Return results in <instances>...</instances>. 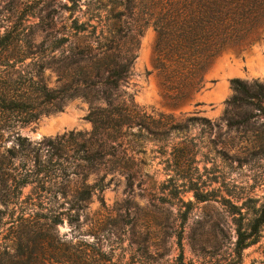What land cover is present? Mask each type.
Segmentation results:
<instances>
[{"label": "rangeland", "instance_id": "374dc122", "mask_svg": "<svg viewBox=\"0 0 264 264\" xmlns=\"http://www.w3.org/2000/svg\"><path fill=\"white\" fill-rule=\"evenodd\" d=\"M109 1L113 0H100V4L118 17L110 23L116 24L115 46L121 56L135 39L130 75L125 84L120 83L118 93L130 96L139 114L150 118L146 124L171 125L167 136L153 140L142 131L147 136L143 144L128 138L122 154L106 157L104 165L89 173L70 161L56 163L75 173L65 183V202L72 199L80 183L94 186L89 201L78 211L66 203L61 206L60 192L45 210L38 197L47 195L33 191L31 185L22 189L18 199L15 182L30 178L28 172L38 166L19 149L17 136L39 146L69 134H89L88 113L106 104L100 93L84 88H78L79 96L54 106L39 99L40 93L76 88L87 67V63L73 64L66 46L52 48L54 42L73 35L70 14L63 8L70 6L68 0H0V84L6 83L7 94L35 100L32 107L39 113L34 122H17L14 128L7 116L23 119L27 110L4 114L0 124V239L27 235L33 243L31 253L39 256L55 253L58 238L73 244H97L114 261L143 264H152L148 262L151 258L159 264H174L180 240L186 263L264 264V228L256 244L240 258L235 256L237 215L231 213L239 211L249 220L264 195V112L258 108L264 109V40L222 52L204 73L202 90L177 103L161 91L153 70V29L148 26L139 35L136 32L137 24L146 18L138 0H123V6H112ZM80 41L81 36L71 39L75 44ZM233 80L249 87L247 103H233L239 96ZM167 175L172 176L171 182ZM176 183L182 186L178 194L171 190ZM194 192L210 200L196 203ZM189 202L193 207L181 226L178 211H184ZM30 211L37 225L44 223L46 215L58 214L64 223L28 233L21 224ZM74 214L79 221L70 225L67 217ZM43 238L49 245L42 250L38 244Z\"/></svg>", "mask_w": 264, "mask_h": 264}, {"label": "trees", "instance_id": "16d2710c", "mask_svg": "<svg viewBox=\"0 0 264 264\" xmlns=\"http://www.w3.org/2000/svg\"><path fill=\"white\" fill-rule=\"evenodd\" d=\"M68 2L70 6L64 5L63 8L70 14V29L73 35L54 42L52 48L66 46L71 62L76 65L87 63V67L82 71L76 88L40 93L39 99L54 106L56 102L79 96L78 88H84L88 92L100 93V98L106 106L103 109H92L88 113L87 120L92 125L89 134H69L56 140H46L38 144L39 146H32L27 139L17 136L19 149L26 153L24 156H31L34 166H38L35 171L28 172L27 177L30 178L15 182L18 199L21 198L24 187L34 186L33 191L38 190L47 195L38 197L45 210L57 201L56 194L59 192L64 200L61 206L66 203L71 210L76 211L89 201L93 193L94 186L82 182L72 199L65 202V183L68 182L69 175L75 173L56 163L70 161L76 164V169L89 173L95 171L97 166L104 165L106 157L114 158L122 154L124 142L128 138L133 139L136 144H143V139L147 136L155 138L153 140H156L157 136H167V128L171 126L166 123L154 126V121L146 124V120L150 118L139 114L130 96L118 93L120 83L125 84L130 75L135 48L133 38L132 48L125 55L121 56L119 48L115 46L118 31L116 24L110 22L118 17L111 16L112 12L106 11L100 0ZM109 2L112 6H123V0ZM138 3L142 9L140 12L146 18L137 24L139 29L136 32L139 35L141 29L148 26L153 29V70L161 91L177 103L191 99L202 90L204 73L222 52L238 50L260 39L264 40V0H138ZM78 36H81L82 41L72 43L71 39ZM39 76L38 74L40 79ZM8 83H11V80ZM15 84L13 82L12 87ZM4 85L0 84V124L4 120V114L17 113L24 109L27 111L23 119L17 120L15 115L7 116L10 128H14L17 122L27 125L37 120L39 113L32 107L35 100L7 94L4 92ZM232 86L239 95L233 99V103H247L249 87L239 80H233ZM258 108L264 112L261 106ZM133 129L137 132H132ZM142 131H145L147 136L141 134ZM68 152L72 153L71 156H68ZM16 153H12L13 158H16ZM106 162L110 165L113 163L110 160ZM86 177L84 175L82 180ZM172 179L171 175H167V181L171 182ZM57 186L59 188H56ZM181 187L176 183L171 190L178 194ZM193 197L196 203L210 200L205 194L198 192H194ZM185 206L184 211H178L181 226L185 224L193 207L191 202ZM32 212L30 211L28 218L21 224L28 233H36L43 228L51 230L64 223L61 214H58L46 215L44 223L37 225V221H34L36 215ZM231 213L237 215L234 220L236 240L233 252L240 258L245 249L256 244L262 237L264 195L259 209L249 220L239 211ZM78 221L77 214L67 217L70 225L77 224ZM47 242L44 238L41 239L39 248L43 250L45 244L49 245ZM32 246L33 243L27 235L17 234L0 239V264H143L114 261L107 257L97 244H73L58 238L56 252L40 256L31 253ZM178 248L179 254L174 264H194L185 262L180 240ZM148 262L159 264L155 258Z\"/></svg>", "mask_w": 264, "mask_h": 264}]
</instances>
